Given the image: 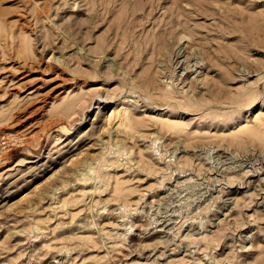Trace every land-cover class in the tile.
Returning a JSON list of instances; mask_svg holds the SVG:
<instances>
[{
	"label": "rangeland",
	"instance_id": "374dc122",
	"mask_svg": "<svg viewBox=\"0 0 264 264\" xmlns=\"http://www.w3.org/2000/svg\"><path fill=\"white\" fill-rule=\"evenodd\" d=\"M0 264H264V0H0Z\"/></svg>",
	"mask_w": 264,
	"mask_h": 264
},
{
	"label": "bare ground",
	"instance_id": "6f19581e",
	"mask_svg": "<svg viewBox=\"0 0 264 264\" xmlns=\"http://www.w3.org/2000/svg\"><path fill=\"white\" fill-rule=\"evenodd\" d=\"M178 53L176 54V56H177V58L180 60V59H182V60H180L181 61V63H183V61H184V59L186 58V55L184 54V52H181V50H179V51H177ZM178 60V61H179ZM179 63V62H178ZM198 67V66H197ZM196 67V68H197ZM200 67H202V66H200ZM175 89V88H174ZM125 112V111H124ZM124 114V113H123ZM121 119H123V118H121Z\"/></svg>",
	"mask_w": 264,
	"mask_h": 264
}]
</instances>
